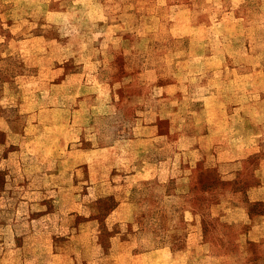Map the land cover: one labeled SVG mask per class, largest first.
<instances>
[{
    "label": "rangeland",
    "instance_id": "374dc122",
    "mask_svg": "<svg viewBox=\"0 0 264 264\" xmlns=\"http://www.w3.org/2000/svg\"><path fill=\"white\" fill-rule=\"evenodd\" d=\"M89 87L115 90L116 106L91 109ZM254 87H264V0H0V121L11 122V128L0 122V192L8 196L7 212L21 198L16 212L22 216L21 230L44 223L55 234L65 226L68 232L89 228L105 251L110 233L118 226L128 231L130 224L103 221L112 203L98 199L83 204L81 212L88 217L58 219V194L43 192L37 175L22 173L35 161L26 140L44 123L58 133L53 126L67 117L68 166L82 159L74 151L110 143L117 152L113 165L130 168L152 158L149 150L138 152V143L122 140L137 132L138 115L146 109L147 119L158 113L167 137L158 174L133 182L134 242L141 237L143 246L183 250L191 228L185 210L202 216L204 230L218 229L221 211L209 203L225 188H241L254 179V153L227 165L226 175L211 168L187 188L181 179L189 161H196L195 170L206 159L211 162L210 154L200 152L215 145L213 138H204L205 127L215 126L217 133L219 126L229 129L237 120L244 128L254 126ZM98 92L109 99L107 91ZM62 99L65 113L46 111ZM175 126L196 131L193 154L175 143ZM251 138L244 132L240 140L223 143L253 150ZM235 170L237 179L230 181ZM4 181L12 183L5 188ZM88 193L93 197L96 189ZM200 253V248L190 253L195 264L201 263Z\"/></svg>",
    "mask_w": 264,
    "mask_h": 264
},
{
    "label": "crops",
    "instance_id": "0c3cea01",
    "mask_svg": "<svg viewBox=\"0 0 264 264\" xmlns=\"http://www.w3.org/2000/svg\"><path fill=\"white\" fill-rule=\"evenodd\" d=\"M89 88L92 92L91 96H94L89 104L91 109L116 106L118 99L115 90L110 93V87ZM95 88H97L96 95H94ZM99 88L107 91L109 99H101ZM83 94L80 93V95ZM62 100V103L58 105L48 106L46 111L51 112L53 109H58L59 113H65L66 101ZM242 105L243 103L232 108L240 109ZM149 116L150 118L147 119L146 109L140 111L138 125L135 127L137 132L122 139L138 143L136 147L138 152L149 150V155H152L150 162L130 168L113 165V156L117 155V152L110 143L95 144L85 151H74V154L82 159L68 166L66 158L67 117H62L56 126H53L59 128L58 133L52 132L48 123L41 124L42 131L33 136L30 135L26 140L25 149L27 153L35 157V161L25 165L22 173L26 176L37 175L40 179V190L54 191L58 194L56 208L58 219L73 216L86 218L87 214L81 212L85 202L97 199L98 201L108 200L112 206L102 216V220L106 222L114 219L117 222H125L130 224L131 229L122 230L118 226L107 237L108 243L105 251L89 228H78L68 232L65 226L64 231L60 228L56 233L59 235L58 238L55 237V231L46 227L45 223L39 229L23 230L22 228L21 230L18 222L22 216L16 212L18 203L24 202L19 201L21 198L17 199L16 207H12L9 213L7 212L8 207L5 206L8 196L0 192V210L3 212L0 216V264H82V262L85 264H195L190 253L198 248H200L202 259L200 264H264V148L262 144L264 141V87H254L253 127L247 125L244 128L237 120L234 125L229 126V129L226 127L221 129L219 126L217 133L215 126H207L202 131L204 138L211 137L215 143L214 146L210 145L206 151L200 150L205 156L210 154L211 162L206 159L207 162L202 165L203 168L195 170L196 161H189L188 169L184 177H181L185 188L191 184L194 177L200 174L205 176V172L211 168L226 175L228 172H223V169L227 165L237 163L244 156L252 153H254L252 169L254 179L241 183L243 185L241 188H225L214 202L209 203L210 207L213 206L221 211L218 217L221 225L218 229L204 230L200 227L202 216L191 209L185 210L184 220L191 228L187 233L189 244L186 243L183 250L173 251L161 244L143 246L140 241L143 240L141 237L138 238V243L134 242L136 239L134 231L137 230V226L133 221L136 208V200L132 194L133 182L148 180L158 174V167L164 160L163 138L167 137V132L160 131L158 121L161 117H158V113ZM0 122L6 123V127L11 128L10 121ZM31 125L34 124L30 123L24 126V129L31 128ZM173 128L178 130L177 126ZM228 132L229 138L226 137ZM244 132L249 134L252 140L254 136L253 150L243 151V144L240 143L238 145L223 143L230 139L240 140ZM243 137L249 138L248 136ZM196 138H199L196 136V131L188 129L182 132L178 130L174 140L176 144H179L181 151L193 154L196 149ZM55 143L58 144L57 147ZM142 145L144 147H141ZM147 145L150 147L146 148ZM236 175L238 176V170H235L230 181L237 179ZM220 178L227 179L228 177L220 175ZM11 183L12 181H4L3 186L6 188ZM93 188L96 189V193L89 198L87 196L89 189L93 190ZM213 215L215 214L211 213L210 217ZM34 219L33 215L30 216L27 220L28 224L30 225L29 222ZM90 220L97 219L91 217ZM108 230L112 231L109 228ZM98 248H101L102 252L99 253Z\"/></svg>",
    "mask_w": 264,
    "mask_h": 264
}]
</instances>
